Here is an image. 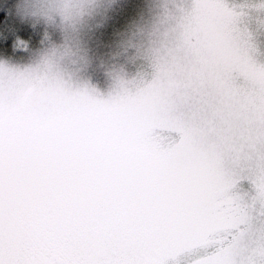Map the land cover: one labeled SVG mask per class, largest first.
<instances>
[{
  "label": "clouds",
  "instance_id": "clouds-1",
  "mask_svg": "<svg viewBox=\"0 0 264 264\" xmlns=\"http://www.w3.org/2000/svg\"><path fill=\"white\" fill-rule=\"evenodd\" d=\"M201 57L222 70L212 45ZM76 96L47 76L0 90V264H155L133 247L165 218L164 181L207 144L148 114L88 112Z\"/></svg>",
  "mask_w": 264,
  "mask_h": 264
},
{
  "label": "snow or ice",
  "instance_id": "snow-or-ice-1",
  "mask_svg": "<svg viewBox=\"0 0 264 264\" xmlns=\"http://www.w3.org/2000/svg\"><path fill=\"white\" fill-rule=\"evenodd\" d=\"M83 7L57 12L74 23ZM200 7L188 0L169 18L162 47L149 57L148 79L158 99L156 126L179 133L186 143L199 137L207 144L201 159L213 176L212 195L197 230L163 250L155 264H184L187 257L191 264H264V47L246 22L253 11L264 13V0L252 8L213 0L219 29L235 53L233 61L214 73L206 72L203 41L188 27ZM52 14L51 8L40 13L49 19ZM259 30L264 33V22ZM20 36L28 39L27 32ZM44 76L77 94L99 95L74 87L72 75L55 61L21 72L0 68V90ZM134 87L135 81H119V89Z\"/></svg>",
  "mask_w": 264,
  "mask_h": 264
},
{
  "label": "rangeland",
  "instance_id": "rangeland-1",
  "mask_svg": "<svg viewBox=\"0 0 264 264\" xmlns=\"http://www.w3.org/2000/svg\"><path fill=\"white\" fill-rule=\"evenodd\" d=\"M188 0H0V17L13 28L11 37L24 52L9 62L0 59V68L21 72L55 61L58 68L72 75L74 87L87 88L97 96L77 94L76 102L86 111L135 123L143 114L154 119L158 99L150 87L152 72L150 55L163 45L171 28L169 18ZM262 0H230V3L252 8ZM201 7L192 13L188 27L194 38L212 45L219 62L235 59L227 38L211 7L213 0H191ZM82 14L68 23L57 10ZM53 9L51 18L40 13ZM256 43L264 47V33L259 30L264 13L253 11L246 21ZM28 33V39L20 36ZM2 39V38H0ZM0 42L5 43L3 38ZM14 43V44H15ZM32 47H27L29 45ZM24 55V56H23ZM2 56V54H0ZM19 59V57H21ZM57 91L63 86L55 80ZM135 81L133 89H119V81ZM179 134V133H178ZM190 149H185L188 155ZM182 172L169 176L163 184L165 218L138 241L133 252L146 262L158 257L182 237L194 233L203 220L212 190L213 176L208 165L195 156ZM192 257L184 264H191Z\"/></svg>",
  "mask_w": 264,
  "mask_h": 264
},
{
  "label": "trees",
  "instance_id": "trees-1",
  "mask_svg": "<svg viewBox=\"0 0 264 264\" xmlns=\"http://www.w3.org/2000/svg\"><path fill=\"white\" fill-rule=\"evenodd\" d=\"M4 21H5V19H2V17H0V38L5 39L4 44L2 42H0V54H2V56H0V59H2V61L6 60V62H9L11 59L14 58L16 53L21 52V51L24 52V47H23V44L19 45L18 43H15V41H13V40H11V42H9V37H11V35H12L13 28L9 29L8 27H6L4 25ZM2 39H0V41ZM32 46H34V45L32 44V45H29L27 47H32ZM19 56H20V54H19ZM21 58H22V56L19 57V59H21Z\"/></svg>",
  "mask_w": 264,
  "mask_h": 264
}]
</instances>
